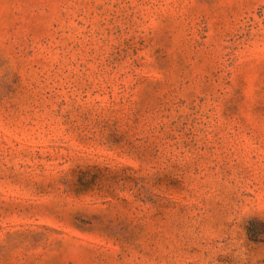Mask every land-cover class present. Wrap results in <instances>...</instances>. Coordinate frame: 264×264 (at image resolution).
<instances>
[{
  "label": "rangeland",
  "instance_id": "obj_1",
  "mask_svg": "<svg viewBox=\"0 0 264 264\" xmlns=\"http://www.w3.org/2000/svg\"><path fill=\"white\" fill-rule=\"evenodd\" d=\"M0 264H264V0H0Z\"/></svg>",
  "mask_w": 264,
  "mask_h": 264
}]
</instances>
